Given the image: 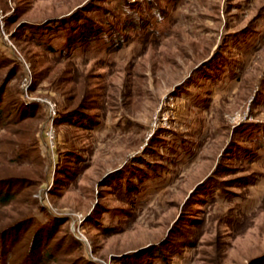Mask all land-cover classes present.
Instances as JSON below:
<instances>
[{"label": "rangeland", "instance_id": "374dc122", "mask_svg": "<svg viewBox=\"0 0 264 264\" xmlns=\"http://www.w3.org/2000/svg\"><path fill=\"white\" fill-rule=\"evenodd\" d=\"M3 82L0 264H264V0H0Z\"/></svg>", "mask_w": 264, "mask_h": 264}, {"label": "trees", "instance_id": "16d2710c", "mask_svg": "<svg viewBox=\"0 0 264 264\" xmlns=\"http://www.w3.org/2000/svg\"><path fill=\"white\" fill-rule=\"evenodd\" d=\"M67 22H62V23L67 24ZM95 28L96 27H94L92 25L88 26V23L84 24L78 30L79 35L77 33L74 34L75 40L72 42V44H74L78 41L93 40L94 36L99 35V32H100L99 29L96 30ZM39 30H40L39 28L28 27L24 31H32L34 33V32H37ZM6 94H7V84H6V82L5 83L3 82V84H0V125L6 124V126H16L18 123L23 122L27 117L26 112H23L24 109L28 110V109H35V108H32L31 106H27L26 104L21 102L19 99L14 98L13 95H9V93H8V102H7ZM10 116H14V117L11 120H9ZM64 117L67 119H72V118L78 117L79 119L84 121L87 119V114H82V113H79L76 111V112H71L70 114L69 113L64 114ZM11 134H17L18 135L19 132L11 130ZM24 149H25V147H22L21 150L18 151L20 158H22V156H24L26 154V152H23ZM10 171H11V168H9V167H5V168L0 169V172L5 173V174L6 173L9 174ZM2 173H0V175ZM15 181H17V180H14V179L10 180L7 178L1 179L0 178V187H2V185H7L6 183H8V182H10V183L5 187H8V186L9 187H17L19 185L18 184L19 182H15ZM11 199H13V194H11V193L5 194L4 192H0V204L7 203ZM34 221H35L34 218L28 217V218L24 219V221H21L20 224L22 227H23L24 223L26 225H29L32 227ZM21 226L18 224V228ZM14 228H17L16 225H12L8 228H4V230L0 232V235L3 233H6V232L10 233V232L14 231ZM38 231L39 230L36 231V234L33 236L30 244H27V243L25 244L22 242L20 247H23V246L25 247L26 245L34 246L35 239H38V237H37ZM39 240H40V238H39ZM42 241H44V243H42L40 245H39L40 242L38 241V245H37L38 248L36 249L37 253H35L33 255V258H32L33 264H42L43 260L50 261V260L54 259V254L52 253L53 251L42 252V246L48 247V245L50 243V238H48L47 240H42ZM13 249H14V247H13Z\"/></svg>", "mask_w": 264, "mask_h": 264}, {"label": "built area", "instance_id": "2783aa9c", "mask_svg": "<svg viewBox=\"0 0 264 264\" xmlns=\"http://www.w3.org/2000/svg\"><path fill=\"white\" fill-rule=\"evenodd\" d=\"M48 114H49V124L47 126V139H48V146L52 150H55V146H57L58 138L55 131V120L58 117V110L55 104L48 103Z\"/></svg>", "mask_w": 264, "mask_h": 264}]
</instances>
